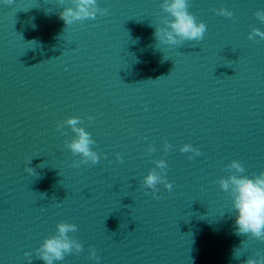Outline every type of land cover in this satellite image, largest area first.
I'll return each instance as SVG.
<instances>
[{
    "label": "water",
    "instance_id": "1",
    "mask_svg": "<svg viewBox=\"0 0 264 264\" xmlns=\"http://www.w3.org/2000/svg\"><path fill=\"white\" fill-rule=\"evenodd\" d=\"M77 3L0 0V264L52 237L81 246L53 264H264L220 184L264 172V0H187L206 31L176 44L164 0Z\"/></svg>",
    "mask_w": 264,
    "mask_h": 264
},
{
    "label": "clouds",
    "instance_id": "2",
    "mask_svg": "<svg viewBox=\"0 0 264 264\" xmlns=\"http://www.w3.org/2000/svg\"><path fill=\"white\" fill-rule=\"evenodd\" d=\"M164 9L170 13L173 20L169 23V30H156L155 35L161 42L176 44L181 40H201L206 31L203 23H197L195 18L187 11V0H164ZM96 11L95 0H78L76 10L67 9L60 14V18L65 23H71L73 18L93 17ZM222 14L230 15L225 10H220ZM264 19V14H258ZM264 36V34H261ZM76 117H70L67 123L75 125ZM77 139L70 145L73 152H79L89 157L92 162H98V156L92 152L89 145L92 143L89 135L82 129H76ZM182 151H196L190 145H185ZM230 167L242 172L243 167L238 161H232ZM159 178L150 173L145 177V184L153 187ZM221 187L230 190L232 193V208L234 211L233 223L237 234L252 233L256 237L264 235V172L259 175L248 176H231L227 180L220 182ZM73 225L59 224L57 230L60 236L73 230ZM73 247L77 251L81 246L78 243L68 239L47 238L41 244L39 249V258L44 264H53L54 260H61L66 252L72 251ZM27 255V253L25 254ZM98 260V257H97ZM246 264H258L256 261L248 260Z\"/></svg>",
    "mask_w": 264,
    "mask_h": 264
}]
</instances>
